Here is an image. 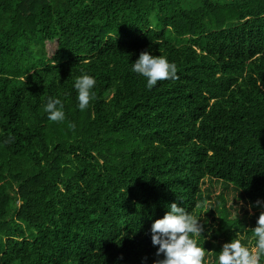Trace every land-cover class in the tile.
Returning <instances> with one entry per match:
<instances>
[{"label":"trees","instance_id":"trees-1","mask_svg":"<svg viewBox=\"0 0 264 264\" xmlns=\"http://www.w3.org/2000/svg\"><path fill=\"white\" fill-rule=\"evenodd\" d=\"M144 51L175 78L146 87ZM173 202L204 212L206 264L231 239L254 247L264 0H0V264H155Z\"/></svg>","mask_w":264,"mask_h":264},{"label":"clouds","instance_id":"clouds-1","mask_svg":"<svg viewBox=\"0 0 264 264\" xmlns=\"http://www.w3.org/2000/svg\"><path fill=\"white\" fill-rule=\"evenodd\" d=\"M132 72L146 78V87L151 89L159 80L175 78L176 68L166 58L157 57L149 52H141L132 63ZM95 78L88 74L81 75L74 82L79 110H85L92 99L91 90ZM63 104L59 100H49L46 104L48 119L62 121ZM204 231L203 225L183 207L173 202L162 218L151 224V243L157 247L156 255L163 259L155 264H206L205 249L197 244L196 238ZM256 242L253 248L245 246L239 239H231L223 244L216 257V264H258L264 256V213H261L253 228Z\"/></svg>","mask_w":264,"mask_h":264},{"label":"rangeland","instance_id":"rangeland-1","mask_svg":"<svg viewBox=\"0 0 264 264\" xmlns=\"http://www.w3.org/2000/svg\"><path fill=\"white\" fill-rule=\"evenodd\" d=\"M48 48L50 47V46H47ZM216 191H218V187H217V190ZM227 202L229 203L230 202V200L232 199V192H229V193H227ZM204 206L205 207H208V203L205 201L204 202ZM200 219H199V221H201V219H203V217H204V212H202V210H201V212H200ZM239 238H242V234H239Z\"/></svg>","mask_w":264,"mask_h":264}]
</instances>
